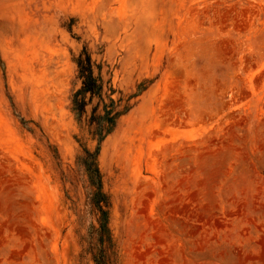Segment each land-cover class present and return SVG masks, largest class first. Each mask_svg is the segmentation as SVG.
<instances>
[{
	"label": "rangeland",
	"instance_id": "1",
	"mask_svg": "<svg viewBox=\"0 0 264 264\" xmlns=\"http://www.w3.org/2000/svg\"><path fill=\"white\" fill-rule=\"evenodd\" d=\"M0 264H264V0H0Z\"/></svg>",
	"mask_w": 264,
	"mask_h": 264
},
{
	"label": "trees",
	"instance_id": "2",
	"mask_svg": "<svg viewBox=\"0 0 264 264\" xmlns=\"http://www.w3.org/2000/svg\"><path fill=\"white\" fill-rule=\"evenodd\" d=\"M75 61L78 67V77L82 80V86L73 93L72 110L79 121H82L83 115L86 114L87 106L92 104L95 98L98 99L96 105L92 108L89 125L94 127L93 133L98 135L99 145L94 151L85 149L80 159L84 162L91 181L95 185L90 203L101 214L100 225L97 230L103 236L109 231L107 226L108 212L105 207H108L110 202L102 190L97 157L100 151V143L113 131L117 125L118 118L128 110V107L123 110L119 109L118 103L112 97L114 91L112 86L105 85L102 64L96 63L92 59V55L86 46L83 47ZM95 70L97 73H95ZM106 99L109 102H106Z\"/></svg>",
	"mask_w": 264,
	"mask_h": 264
}]
</instances>
